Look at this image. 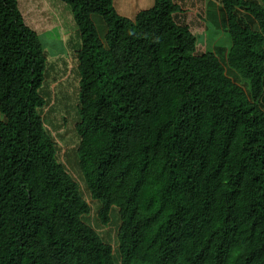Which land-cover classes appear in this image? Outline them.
<instances>
[{"label":"trees","instance_id":"1","mask_svg":"<svg viewBox=\"0 0 264 264\" xmlns=\"http://www.w3.org/2000/svg\"><path fill=\"white\" fill-rule=\"evenodd\" d=\"M113 1L0 0V264H264V0H209L222 15L204 31L229 43L201 51L192 0L133 19ZM54 26L75 60L64 114ZM64 115L72 161L52 133Z\"/></svg>","mask_w":264,"mask_h":264},{"label":"rangeland","instance_id":"2","mask_svg":"<svg viewBox=\"0 0 264 264\" xmlns=\"http://www.w3.org/2000/svg\"><path fill=\"white\" fill-rule=\"evenodd\" d=\"M44 1L45 6L49 5L48 0H42ZM208 1V2H207ZM207 5L204 0H192L191 3L193 7L189 5V1L186 3L188 7V11L184 14V17L181 18V20L185 23L188 24L192 31L193 34L199 35L202 39V41L205 43H201V45L198 46V50L201 51L204 49V46L210 45V44H215L218 46L228 47L229 43V38L227 36V33H222L220 30L218 32H213L212 28L206 29V22L211 21L214 25L217 27H220V18L222 15V10L221 8L217 5L214 4L213 2L207 0ZM115 9L117 13L125 17L127 19H133L136 14L140 11H145L153 6V0H114L113 1ZM212 3V5H211ZM44 8L43 6H41ZM196 12L197 13H202V17L198 18L196 17ZM249 18V17H248ZM206 19V20H203ZM247 22L254 27V23L252 22L251 18L246 19ZM93 21L95 22V26L97 28V31L99 32V35L102 37L105 31V27L103 23L101 22L100 18L98 16H93ZM203 33V34H202ZM66 32L64 31L63 35L64 37L66 36ZM60 37H62L59 28L57 26H54V29L51 31H46L45 38H42V42L45 46V50L47 51L48 55H55L53 57L54 61L58 56L61 57L63 56L66 61H64V64H66V68L63 65V62L60 61L58 63V66L52 71V77L51 80L53 81L51 84V88L54 87L58 83H63L65 85V89L62 92V98L60 101V107L58 108L62 114H64L65 110H62L63 103L65 100L64 98H67L69 100V97L72 96L73 91L75 90L76 87V82L74 80V69H75V60L74 58L70 55L68 57V51L67 49H63V47L60 44ZM68 38V37H66ZM198 39V36H197ZM65 43V40H64ZM226 47V48H227ZM221 49V48H220ZM227 52V49L223 48L222 50V55H224ZM66 53V54H65ZM222 56L221 54H219ZM58 57V58H59ZM227 75L235 82L243 86V88L246 90V86L244 83H242L232 71L227 70ZM64 119H67V124L63 122V119L61 117H57L58 119V128L56 130H52V133L56 131V134H54L59 140L60 137H57L58 134H61V137H63L65 140L70 142L69 147H65L64 143L59 140L61 146H62V153L64 152V148L68 149L66 154H64L63 159L67 161H72L71 157H66V155L72 156V147L75 144V139L73 137V126H72V120H73V115L63 116ZM2 117L0 116V120ZM53 123H57V120H53ZM66 151V150H65ZM62 159V158H61ZM67 167V172L76 180L78 184H80V188L84 193V198L85 200L89 203L91 207L90 215H89V220L90 224L96 228V230L102 234L103 239H108V238H113V236L116 234V225H111L107 227H103L99 223V219L97 214L95 213L96 206L95 204L91 201L90 197L88 194L84 191L83 184L81 182V177L76 173L75 170H70L68 165ZM114 219L111 221L113 222Z\"/></svg>","mask_w":264,"mask_h":264},{"label":"clouds","instance_id":"3","mask_svg":"<svg viewBox=\"0 0 264 264\" xmlns=\"http://www.w3.org/2000/svg\"><path fill=\"white\" fill-rule=\"evenodd\" d=\"M250 26V25H249ZM257 27V22L255 23V28ZM256 30H257V28H256ZM259 30V29H258ZM91 201H93V200H91ZM87 202V201H86ZM88 203V202H87ZM89 204V203H88Z\"/></svg>","mask_w":264,"mask_h":264}]
</instances>
